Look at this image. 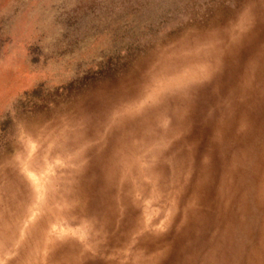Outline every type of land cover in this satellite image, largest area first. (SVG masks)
I'll use <instances>...</instances> for the list:
<instances>
[{
	"label": "rangeland",
	"instance_id": "rangeland-1",
	"mask_svg": "<svg viewBox=\"0 0 264 264\" xmlns=\"http://www.w3.org/2000/svg\"><path fill=\"white\" fill-rule=\"evenodd\" d=\"M248 2L0 0V264H50L49 256L59 246L77 257L87 256L83 264H98L111 252L134 261L136 233L126 246H111L101 222L106 216L96 211L101 208L100 199H89L86 210L79 197H64L65 188L86 164L88 179L96 175L95 170L98 173L95 154L103 151L113 128L128 118L147 116L149 123L152 120L144 136L154 140L146 144L150 149L160 152L167 148L171 154L191 149V139L205 125L206 115L197 108L191 129L180 133L164 114L165 103L188 86L193 92L195 87L202 92L209 90L212 77L206 76L208 69L212 74L219 71L221 85L228 86L227 77L235 76L238 65L246 62L249 43L239 57L233 50L223 51L217 60L222 62L218 69L200 56L204 47L194 39L213 36ZM261 65L252 83L256 99L250 110L256 104L260 108L254 116L255 126L264 123V61ZM230 133H225L222 140L223 148L227 147L221 152L213 147L210 153L209 168L215 180L220 177L222 159L229 153L235 155ZM254 146L245 162L249 167L251 161L255 173L245 174L244 207H240L243 215L234 222L231 232L228 228L224 264H237L238 249L244 264H260L253 254L261 241L264 198L259 196V151ZM203 148L199 143L195 159L198 156L201 160ZM144 152L143 148L139 154ZM139 154L133 155L123 173L126 197H122V190L116 191L114 213L109 217H141L142 225L156 221L152 230L170 238V231L182 219L191 217L189 209L206 210L207 217L214 220L215 184L204 193V198L211 201L208 210L203 203L193 204L176 186L170 172L167 186L163 185L164 179L157 172L162 164L172 171L175 163L161 156L153 159L148 152L146 157ZM261 162L264 165V159ZM151 165L156 172L153 175L145 172ZM171 179L173 184L169 185ZM92 188L95 193L98 185ZM45 220L41 242L37 245L34 239L30 244L37 232L35 226ZM23 228L26 234L31 232L24 238L20 234ZM213 231L211 225L201 230L182 257L194 253L198 263H205ZM24 239L28 247L15 252ZM260 255L264 264V250ZM177 260L161 264H179Z\"/></svg>",
	"mask_w": 264,
	"mask_h": 264
},
{
	"label": "bare ground",
	"instance_id": "bare-ground-1",
	"mask_svg": "<svg viewBox=\"0 0 264 264\" xmlns=\"http://www.w3.org/2000/svg\"><path fill=\"white\" fill-rule=\"evenodd\" d=\"M253 22L256 23L255 26ZM258 32L261 35L259 34L257 37L256 33ZM212 35L197 37L194 40L196 43L203 45L205 51L200 56L205 61H211V63H207H210L213 68L218 67L219 69L222 62L220 63L217 60L221 58L223 51L233 50L232 52L238 55L236 57H239L244 50V45L248 43L249 50H246L247 58L244 60L246 62L238 65L237 74L235 76L229 74L230 77H227V87L221 85V78L217 74L219 71L212 74L210 69H208L209 71L206 70L208 71L206 76L208 78L212 77L211 86H208L209 90L206 88L207 91L202 92L201 88L195 87V92H193L192 87L188 86L166 101L164 114L172 119L180 133L185 132L186 128L191 129L197 108H201L200 111L206 115L205 125L198 129L194 133L193 139H191V149L188 152H183L179 149L174 154H171L167 148L165 151L160 152L150 149L149 145L146 144H153L154 140L144 136L146 127L148 125L149 127L152 126V120L149 123V117L147 116H132L133 118L129 119V116L125 114L128 120L120 121V124L113 128L112 132L114 134L112 133V137L103 147V151L101 153L97 152L94 156V163L99 169L98 173L95 170L94 173L96 175L88 179V164H86L82 171L80 170L79 173L74 175L76 176L74 180V176L71 178L69 185L65 188L64 197L68 200L79 197L82 199V204L86 210H89V199H100L101 208L96 211L106 216L101 217V222L102 226H104L103 229L105 228L104 230L109 234L108 243L111 246L117 247L120 245L124 247L128 244L129 237H133L135 233L138 236L134 261L128 262L125 259H121V257H116L115 252H111L105 254L106 258L98 261V264H158L160 260L159 264H161L162 261L167 263L176 257L179 264H224V256L222 257V254L223 249L229 244L228 228L231 232L234 228V222L240 218L239 216L243 215L240 212V207L242 209L244 207L243 181L245 174L254 175L255 173L251 161L249 167L245 162V157L248 154L251 155L254 144L259 151L257 163L260 166L259 196L264 198V165L261 162L264 159V123L255 126L254 116L258 115L260 111L257 104L250 110L256 99V89L252 86L254 72L256 69L258 70L262 61H264V0H249L233 21L225 23ZM238 60L237 62L241 61ZM260 70H263L262 65ZM258 96L261 97V95ZM228 131H231L229 137L231 138L232 147L234 146L235 152L233 153L235 155L229 153L228 157L222 159L220 177L215 180L213 178L214 172L209 168L210 153L213 147L220 152L227 147L223 148L222 140L224 134ZM116 133L118 134L116 135ZM241 136L243 141L239 140ZM133 139L138 140L132 141ZM199 143L204 145L201 160H197L198 156L195 159L194 151L197 150ZM228 144L230 145V142ZM143 148L145 152L141 155L139 152ZM236 148L238 149L237 152ZM146 152L153 159L161 156L164 160L176 164L175 169L172 171L163 168L162 164L157 174L164 179L162 183L166 186L169 172L173 174L176 186L178 188L181 187L182 193H187V197L191 198L190 201L193 204L203 203L209 210L211 201L204 198V193L211 185L215 184L213 206L216 211V217H214V220L211 217H207L208 211L206 210L197 209L190 212L189 209L187 214H190L189 216L191 217L182 219L176 225L178 227L170 231V238L167 235H159L157 231L152 230V228H155L156 221L152 223L146 222L142 225L140 222L141 217H109L114 213L113 202L116 198V191L122 190V197H126L125 189H127V183L124 182L125 175L123 173L129 168L133 155L139 154L142 157H146L148 156L145 154ZM145 172L153 175L154 169L152 165ZM95 183L98 185V189H96L97 192L93 193L95 186L92 188V185H95ZM171 184H173L172 179L169 185ZM118 198L120 199V196ZM237 207L239 210H237ZM98 218L100 217H92V220H97ZM46 221L35 226L37 232L35 231L36 234L30 239V244L34 242V239L37 240V245L41 242V234L46 229ZM237 224L239 226L244 225L243 222H238ZM209 225L211 227L214 226V231L209 237L210 249L205 263H198L194 253L189 258L182 257L189 248H192L191 239L201 230H206ZM53 229L56 228L54 227ZM238 229L240 230V228ZM30 233L26 234L24 228L20 232L23 238ZM26 243V239L20 241L19 246L14 251L23 252L29 245ZM240 250H237V264H244L242 251L240 252ZM261 250H264V221L261 241L253 254L254 258L260 260V264H263L260 255ZM85 259H88L87 256L77 257L72 254L70 249L59 246L58 250L52 252L49 256V263L83 264Z\"/></svg>",
	"mask_w": 264,
	"mask_h": 264
}]
</instances>
